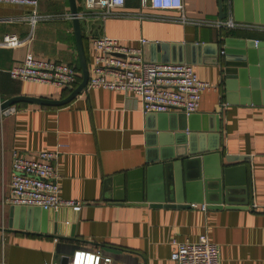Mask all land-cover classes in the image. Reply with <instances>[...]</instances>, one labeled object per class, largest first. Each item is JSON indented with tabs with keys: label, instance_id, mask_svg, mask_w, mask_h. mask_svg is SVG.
Listing matches in <instances>:
<instances>
[{
	"label": "crops",
	"instance_id": "1",
	"mask_svg": "<svg viewBox=\"0 0 264 264\" xmlns=\"http://www.w3.org/2000/svg\"><path fill=\"white\" fill-rule=\"evenodd\" d=\"M184 2V14L194 23L124 17L103 20L96 15L81 18L84 42L90 56L91 40L101 35L118 38L133 48H143L141 38L207 44L200 52L190 49L189 57L200 61L193 64L199 78L217 88L203 93L196 112L199 118L193 124L211 128L215 117L205 122L200 117L218 114L222 129L219 139L200 132L205 138L197 139V148H206L219 140V149L213 151L217 158L209 156L207 172L211 174L220 162L230 167L228 175L234 187L228 199L234 204L204 202L206 210L191 207L192 203L201 205L199 200L203 197L217 201V193L205 191L190 202L178 203L176 194L172 193L174 203L168 200L159 203L160 195H153V202L146 203V197L144 202L138 200L139 187L136 192L126 189L130 180H134V174L131 177L130 173L146 166L147 126L158 129L160 124L159 116L148 120L138 96L117 90L90 89L64 106L23 104L15 115L4 117L0 123V264H65L63 258H71L78 248L98 249L110 256L113 264H177L171 259L173 240L194 242L202 234H208L219 246L221 264H264V95L259 103L251 101L249 92L241 96L234 89L228 95L217 63L221 57L218 53L221 33L225 37L262 40L264 31L247 28L263 29L264 25L239 22L240 27L235 29L215 26L212 24L220 22V0ZM77 5L79 12H83V0H77ZM139 10V0H126L120 9L121 12ZM32 11L28 5L0 3V38L16 32L24 40L16 48L0 47V101L22 94L64 98V88L10 77L8 70L28 52L38 58L80 65L69 0H39L38 11L50 18L38 22L33 31L29 21ZM144 12L162 18L181 15L176 10L145 9ZM230 17L233 18L232 13ZM166 121L183 123L181 118ZM59 146L61 154L56 169L60 195L82 205L76 212L67 207L61 209L49 229L67 236L74 226L73 239L4 230L10 226L12 214L11 205L3 206L1 199L10 191L13 152L35 158L39 151L55 150ZM227 154L245 155L248 159L228 163L224 158L222 163L223 155ZM171 173L175 176L174 171ZM137 179L140 180L139 174ZM175 181L169 179L171 185ZM25 217V214L19 217L20 224L25 223Z\"/></svg>",
	"mask_w": 264,
	"mask_h": 264
},
{
	"label": "built area",
	"instance_id": "2",
	"mask_svg": "<svg viewBox=\"0 0 264 264\" xmlns=\"http://www.w3.org/2000/svg\"><path fill=\"white\" fill-rule=\"evenodd\" d=\"M139 1V11L121 12L120 9L125 6L126 0H83V12H79L80 19L96 15L103 20L124 17L194 23L184 14V0ZM0 3L31 6L33 11L29 21L32 31L38 22L50 18L38 11L39 0H0ZM145 9L176 10L181 12V15L162 18L144 12ZM212 25L227 29L240 27L239 22L232 17ZM23 42L16 32H9L0 38V47L16 48ZM140 42L144 45L149 40L141 38ZM91 50L90 76L83 91L117 90L138 96L141 98L144 113L175 110L187 114L196 113L203 93L217 88L213 83L201 80L193 64L145 60L142 48L128 47L115 37L101 35L93 38ZM8 73L15 80L46 83L67 90H73L81 81V73L75 65L62 60L38 58L30 52L11 67ZM20 109L19 104H14L1 110L0 123L4 117L15 115ZM60 154V146L55 150L39 151L35 158L24 157L14 151L10 191L2 197V205L38 206L46 210L67 207L79 211L82 205L80 201L66 199L60 195V176L56 169ZM191 207L206 210L207 204L192 203ZM172 244L171 259L177 264H221L220 248L208 234H202L194 242L173 240ZM68 264H113V260L98 249L78 248L73 252Z\"/></svg>",
	"mask_w": 264,
	"mask_h": 264
},
{
	"label": "water",
	"instance_id": "3",
	"mask_svg": "<svg viewBox=\"0 0 264 264\" xmlns=\"http://www.w3.org/2000/svg\"><path fill=\"white\" fill-rule=\"evenodd\" d=\"M69 2L81 68L80 83L70 94L58 100L23 94L13 96L0 102V111L11 105L20 103L54 107L64 106L74 100L86 88L90 70L85 50L79 8L77 0H69ZM219 9L220 21L228 18L229 14L232 13L234 20L237 22L264 25V0H220ZM247 30L264 31V28L248 27ZM219 42L218 53H220L221 57H219L217 63L221 68L223 76L222 84H225L228 95L234 89L241 96L249 92L252 96L251 101L253 103H259V98L264 95V39L257 40L231 35L225 37L221 33ZM206 46L207 44L202 43L184 44L149 41L143 45L142 49L145 60L199 64L200 61L198 62L197 59H190V49L195 53V50L198 49L200 52ZM146 116L148 120L159 116V128L153 129L150 125L147 126L148 156L146 166H143L136 172L130 173L129 176L131 177L134 174V180H130L128 183L129 187L126 186V189L130 190V192H136L139 187L141 196L138 200L144 202L146 197V203L153 202V195H160L162 197L159 203L166 202L167 200L173 201L174 203L172 193L176 194L178 203L190 202L196 199L201 192L204 193L205 191L211 194L217 193V201L210 202L207 198L203 197L199 202L215 203L214 205H233L234 202L228 199L231 195L230 193H232L230 189L234 187V184L230 181V175H228L230 167L222 166L220 162L219 167L212 168L213 171L211 174L207 172L209 156L212 157L215 155L217 158L216 153L213 151L219 149V140L206 148H197V139L205 138V134L200 133L202 131L210 133L209 138L219 139L222 129L221 115L206 114L200 117L203 122L207 118L213 119L215 117V122H212L211 128L208 129L207 125L203 126L205 124H193V121L199 118L197 113L187 114L184 111L175 110L164 113L150 112L146 113ZM176 118H181L183 123L175 124L170 122V120H175ZM166 120H169L170 124H167ZM218 156L220 157V154ZM224 158L228 163H234L248 159V156L234 154L223 155L222 163ZM172 171H174L175 176L171 173ZM175 171L180 172V174L175 173ZM138 174L140 175V180L137 179ZM171 178L176 180L175 184L171 185L169 183V179ZM138 182H140V185H137ZM63 208L66 207L57 210H46L38 206L11 205L10 211L12 217L10 226L4 230L49 233L56 238L73 239L75 235L74 226L67 236L59 234L58 231L52 233L49 229L50 222L56 219L58 212ZM69 209L75 212L77 211L73 208ZM22 214L26 216L24 224H20L19 217ZM33 216L34 220L32 219ZM69 259V256H65L63 258L64 263L68 264Z\"/></svg>",
	"mask_w": 264,
	"mask_h": 264
},
{
	"label": "trees",
	"instance_id": "4",
	"mask_svg": "<svg viewBox=\"0 0 264 264\" xmlns=\"http://www.w3.org/2000/svg\"><path fill=\"white\" fill-rule=\"evenodd\" d=\"M84 44H85V42H84ZM85 50H86V54H87V57H88V61L90 60L89 58H90V51H89V49H87V47H86V44H85ZM77 69L80 71V73H81V68H80V65L79 66H77ZM80 79H81V77H80ZM66 90V93H65V96L64 97H66L68 94H70V92L72 91V90H67V89H65ZM23 104H25V103H20L19 105H23Z\"/></svg>",
	"mask_w": 264,
	"mask_h": 264
}]
</instances>
